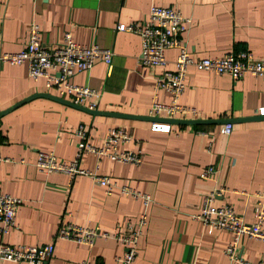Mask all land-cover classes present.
Wrapping results in <instances>:
<instances>
[{
    "label": "crops",
    "instance_id": "crops-1",
    "mask_svg": "<svg viewBox=\"0 0 264 264\" xmlns=\"http://www.w3.org/2000/svg\"><path fill=\"white\" fill-rule=\"evenodd\" d=\"M151 6L173 7L189 18L183 41L193 59L244 51L257 59L264 57V0H0V55L21 51L32 23L38 25L45 47L60 43L68 33L74 43L111 52L109 73L102 62L95 61L88 71L68 80L99 92L92 111L101 115L37 97L0 116V191L22 201L16 228L0 236V245L52 242L53 253L44 264H112L123 252L119 242L97 238L85 246L54 239L57 227L69 224L108 235L118 233L137 220L142 212L140 200L115 190L106 194L84 176L69 179L40 172L33 163L39 152L71 161L78 126L87 129L84 140L94 147L101 145L108 129L119 128L133 141L119 146V151L138 147L139 165L83 154L79 167L89 171L97 167V175L151 198L131 264H229L223 250L231 235L207 232L191 217L206 194L223 188L226 192L214 205H228L245 222H252L253 198L237 193L264 196V116L257 115L264 107V82L249 75L231 79L189 67L178 102L195 115L184 120L212 123L177 125L164 117L148 116L152 99L169 102L164 91L153 87L163 71L172 69L175 51L164 52L166 63L161 67L141 66L138 36L116 27L144 24ZM38 93L61 98L44 88L43 80L30 81L26 64L0 62V112ZM63 100L76 105L70 98ZM85 105L77 106L87 109ZM223 121L231 126L228 135L223 134ZM152 123L168 125L170 132H153ZM207 165L217 172L211 180H201L198 175ZM237 247L243 261L264 264L260 241L242 237Z\"/></svg>",
    "mask_w": 264,
    "mask_h": 264
},
{
    "label": "built area",
    "instance_id": "built-area-1",
    "mask_svg": "<svg viewBox=\"0 0 264 264\" xmlns=\"http://www.w3.org/2000/svg\"><path fill=\"white\" fill-rule=\"evenodd\" d=\"M189 22V18L183 16L176 8L151 6L144 24L140 26L118 25L116 27L117 31L131 32L138 36L140 51L137 60L141 66L161 67L166 63L164 52L175 51L174 59L170 62L172 69L163 71L154 80L153 87L155 91H164L169 97V102L161 104L152 99L147 112L150 117L193 119L195 111L178 102L185 89V75L189 67L215 75H225L231 79L249 75L264 82V57L254 58L248 51L230 52L214 58H191L183 41V35ZM95 61L102 62L107 67V73L110 72L111 52L109 50L100 49L96 45L86 47L74 43L68 33L63 35L60 43L45 47L40 41L38 25L34 23L28 27L26 43L21 51L0 55L2 63L26 64L27 77L30 81L43 80L44 88L56 91L63 99L70 98L76 105L86 104L85 107L89 110L95 107L99 92L86 86L71 84L68 80L74 74L88 71ZM257 115L264 116V107L257 110ZM150 130L161 133L170 132L168 125L156 123L150 125ZM230 130V124L223 126V134L228 135ZM86 133L87 129L83 126H78L76 129L75 135L78 138V143L71 161H59L52 152H39L33 163L34 168L44 173L64 174L69 179H73L75 176L87 177L103 188L106 194L115 190L123 196L139 199L142 212L133 224L125 226L124 230L118 233L108 235L99 232L96 228L60 224L53 238L85 246H91L97 238H111L123 247V252L114 258L112 264H131L136 256L138 238L146 226V209L151 203V198L128 187L118 186L114 181L97 175V167L92 171L80 168L79 160L83 154H88L97 160L106 158L119 164L139 165L142 153L138 147L134 150L119 151V146L133 142L122 129H108L98 147L85 142ZM199 134L203 135L204 133ZM19 163L23 162L19 161ZM216 172L213 165H207L198 177L201 180H211ZM225 192L226 190L223 188H214L206 194L202 198L198 213L191 218L198 221L207 232L221 230L231 235L230 241L223 250V255L229 264H251L239 257L237 245L239 239L245 237L260 241L264 249V196L260 193H237L243 198L252 197L254 200L252 222L247 223L228 205H214L215 199L221 197ZM21 203L20 199L0 191V236L16 228L15 217ZM52 253V242L40 246L0 245V261L44 264Z\"/></svg>",
    "mask_w": 264,
    "mask_h": 264
},
{
    "label": "water",
    "instance_id": "water-1",
    "mask_svg": "<svg viewBox=\"0 0 264 264\" xmlns=\"http://www.w3.org/2000/svg\"><path fill=\"white\" fill-rule=\"evenodd\" d=\"M37 97H42V98H48V99H53L55 100L56 102H60L61 104L65 105V106H72L74 108H78L79 110L83 111V112H86V113H89V114H92V115H101V113H97L96 111H92V110H87L83 107H79L77 105H72L70 103H67L65 100H63L62 98H59V99H56V98H53L49 95H46V94H43V93H38V94H34V95H31L29 96L28 98H25L24 100L20 101L19 103H16L15 105H13L12 107H10V109H7L3 112H0V116L2 114H4L5 112L17 107L18 105L26 102L27 100H30V99H33V98H37ZM102 115H107L105 113H103ZM108 116V115H107ZM258 118V117H257ZM259 120L261 118H258ZM168 123H173V124H177V125H188V126H199V125H208V124H211L212 121H208V120H176V119H172V120H167ZM231 122V121H230ZM222 124H229V121H223Z\"/></svg>",
    "mask_w": 264,
    "mask_h": 264
}]
</instances>
